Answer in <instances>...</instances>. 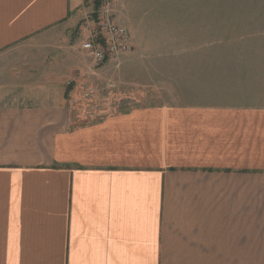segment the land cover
I'll list each match as a JSON object with an SVG mask.
<instances>
[{"label": "crops", "instance_id": "crops-1", "mask_svg": "<svg viewBox=\"0 0 264 264\" xmlns=\"http://www.w3.org/2000/svg\"><path fill=\"white\" fill-rule=\"evenodd\" d=\"M99 6L0 0V264H264V69L252 105L89 112ZM109 9L134 60L264 61L262 5Z\"/></svg>", "mask_w": 264, "mask_h": 264}, {"label": "rangeland", "instance_id": "rangeland-1", "mask_svg": "<svg viewBox=\"0 0 264 264\" xmlns=\"http://www.w3.org/2000/svg\"><path fill=\"white\" fill-rule=\"evenodd\" d=\"M246 3L264 7V0H246ZM248 19L253 26V18ZM232 32V40L241 39L242 36L235 34L238 28H232ZM238 51L230 55L237 56ZM131 53L100 65L103 69L99 81L82 93L89 103L87 111L110 114L163 102L252 105L258 96L257 77L253 73L255 68L264 69V61L257 64L254 59L229 58L134 60Z\"/></svg>", "mask_w": 264, "mask_h": 264}, {"label": "built area", "instance_id": "built-area-1", "mask_svg": "<svg viewBox=\"0 0 264 264\" xmlns=\"http://www.w3.org/2000/svg\"><path fill=\"white\" fill-rule=\"evenodd\" d=\"M109 1L99 0L100 6L95 21L97 30L83 44V49L91 54L96 65H102L119 55L132 51L130 31L114 24L109 9Z\"/></svg>", "mask_w": 264, "mask_h": 264}]
</instances>
